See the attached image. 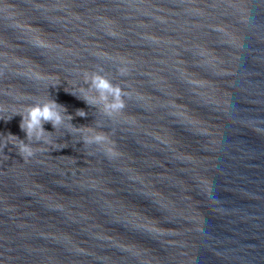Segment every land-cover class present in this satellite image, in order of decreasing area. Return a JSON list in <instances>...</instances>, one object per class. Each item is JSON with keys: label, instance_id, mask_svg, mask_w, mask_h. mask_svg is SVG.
I'll use <instances>...</instances> for the list:
<instances>
[{"label": "water", "instance_id": "95a60500", "mask_svg": "<svg viewBox=\"0 0 264 264\" xmlns=\"http://www.w3.org/2000/svg\"><path fill=\"white\" fill-rule=\"evenodd\" d=\"M0 264H264V0H0Z\"/></svg>", "mask_w": 264, "mask_h": 264}, {"label": "clouds", "instance_id": "9594fccd", "mask_svg": "<svg viewBox=\"0 0 264 264\" xmlns=\"http://www.w3.org/2000/svg\"><path fill=\"white\" fill-rule=\"evenodd\" d=\"M35 43L41 47L49 46L39 37L36 38ZM118 74L120 76H127L129 75V70L126 67H121L118 69ZM91 83L97 91L112 96V102L106 105V114L110 118L116 115H121L126 108L125 97L130 96V94L123 91L120 86H114L109 80L100 75L93 76ZM107 95L104 96L105 99L107 98ZM85 102L87 103V101ZM58 107L60 106L57 105L55 101H49L44 104L27 106L25 107V112L20 114L22 116L20 128L26 133L29 143L26 144L15 136L9 135V137L14 138L15 141H17V143H10L18 149V154L22 157L25 163H27L38 150H43V148L34 149L31 146V142L49 143V140L45 139L46 131L44 130L43 125L45 123H50L55 130L61 125L62 116L60 112L56 111ZM78 115L85 117L86 113L83 110H80ZM71 119L72 117L69 116L70 121ZM47 136L50 137L48 133ZM82 141L86 145L96 144L101 146L102 150L109 158L121 155V153L116 150L115 142L112 141L108 135L84 137L82 138ZM6 145L7 143L4 147Z\"/></svg>", "mask_w": 264, "mask_h": 264}]
</instances>
